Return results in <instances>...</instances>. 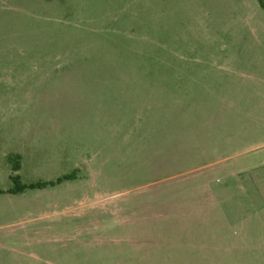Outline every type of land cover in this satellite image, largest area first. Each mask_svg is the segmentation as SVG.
<instances>
[{
  "label": "rangeland",
  "instance_id": "obj_1",
  "mask_svg": "<svg viewBox=\"0 0 264 264\" xmlns=\"http://www.w3.org/2000/svg\"><path fill=\"white\" fill-rule=\"evenodd\" d=\"M255 107L258 0H0V264H264V142L201 155L204 117ZM201 181L231 182L228 220L130 211Z\"/></svg>",
  "mask_w": 264,
  "mask_h": 264
},
{
  "label": "crops",
  "instance_id": "obj_2",
  "mask_svg": "<svg viewBox=\"0 0 264 264\" xmlns=\"http://www.w3.org/2000/svg\"><path fill=\"white\" fill-rule=\"evenodd\" d=\"M228 61L231 60L228 59ZM175 73L178 74L176 75L177 77H180L178 79L188 77L185 74H180L177 72ZM175 73L173 72L172 74ZM205 73L201 72V77L204 76ZM131 74H135L137 76L139 75L138 73H131ZM160 74H162V72L159 71L148 72V75H150L149 77H153V78H159ZM172 77L173 75H171V78ZM212 86H213L212 83L203 86L201 82V90L202 88L207 90ZM196 88L198 89V87H194L192 89H196ZM214 88L215 87H213V89ZM217 88L219 87H217L216 85V88L214 90H212L211 92L209 91L211 96H216L214 91ZM135 91H137V89ZM201 99H202V95H201ZM229 100L227 101L231 102L230 107H235L237 104L236 101L238 100L235 99V102H233L231 98ZM155 101L161 103L168 102L162 98L160 101L159 99H156ZM178 102H180V100ZM246 102H251V101L247 100ZM143 103L145 102L140 103L139 106ZM242 112H243L242 116H244L248 120L246 124L243 123L244 125L239 124L238 119L233 121L234 119H232L229 116L223 120L217 119L215 113H212L213 116H211L210 118L204 117V120H201V132L207 135V139H205L204 142L203 139H201V155L204 154L205 149H207L208 146H210V149L211 151L214 152L213 153L214 155L219 156L220 150H222L223 148L229 149L232 147V144H236L241 141H245L248 139H257L264 142V109L260 110L255 107L252 108V112H245V111ZM201 113H202V108H201ZM216 134L218 135L224 134L225 137L216 139ZM178 139H174L176 143ZM188 142L189 144L191 142L195 146L194 144L195 141H188ZM189 144H188V148H190ZM155 148L161 150L163 149V146H156ZM192 153L194 154L196 152H192ZM197 155L198 154H195V156ZM175 164L177 165L178 163ZM202 169L204 168L201 167V170ZM220 172L223 171H219V173ZM178 173L180 174L181 172ZM232 187L233 185L231 184V182H217V181H205V182L201 181V183H188V184L178 183L176 185L173 184L166 188L167 191L165 192V194L159 193V194L151 195L149 199V203L145 204V208H143V209H147L146 212L149 211L150 213V210L152 209L148 210L147 207L157 206L161 200L159 198L165 197L163 202L164 205L160 209H157L159 213L163 212L162 214L152 213L154 217L149 218V213H146L145 211H144L145 213L142 212V209L140 208L142 206L141 200H139L138 209L136 207L137 203L135 204V201H133L134 204L132 205H134V208L129 210L133 212L135 216H137L136 221H148L149 219L157 220L161 218H167L168 220H170L173 219L175 216H187L188 218H192L193 216L196 220H200L201 226H205L208 223L214 222L213 220H215V222H217L218 220H225V219L228 220L229 217L232 215V213H234V209H232V204H231L232 194L230 192L232 190ZM118 212H120V209H118ZM160 215H163L165 217H161ZM157 216H159V218H157ZM129 219L127 220L133 221V218L130 220ZM207 235L210 236V232L201 229V238H204ZM202 248L203 246H201V253L204 254L205 248L203 249ZM235 249H236L235 245L224 248L225 251H229V252H232V250ZM204 260H205L204 255H201V263H203Z\"/></svg>",
  "mask_w": 264,
  "mask_h": 264
},
{
  "label": "trees",
  "instance_id": "obj_3",
  "mask_svg": "<svg viewBox=\"0 0 264 264\" xmlns=\"http://www.w3.org/2000/svg\"><path fill=\"white\" fill-rule=\"evenodd\" d=\"M259 4H260V7L264 10V0H258ZM18 169V168H17ZM71 177H62V178H59L57 180V183H60L62 181H65V180H69ZM13 180L16 184L20 183V177L19 176H16V177H13ZM47 186H55L54 182H42V183H37V184H30V185H20L18 186V188L16 190H13V191H10L11 193H17V192H22L23 190H26V189H35V188H45ZM3 192L0 191V194H2Z\"/></svg>",
  "mask_w": 264,
  "mask_h": 264
}]
</instances>
